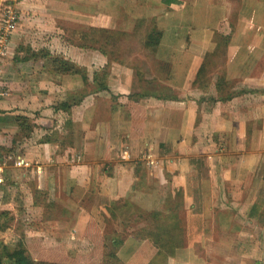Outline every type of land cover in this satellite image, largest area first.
<instances>
[{"label":"crops","instance_id":"obj_1","mask_svg":"<svg viewBox=\"0 0 264 264\" xmlns=\"http://www.w3.org/2000/svg\"><path fill=\"white\" fill-rule=\"evenodd\" d=\"M4 3L0 151L31 167L0 175V242L64 260L111 223L126 264H264V0Z\"/></svg>","mask_w":264,"mask_h":264},{"label":"trees","instance_id":"obj_2","mask_svg":"<svg viewBox=\"0 0 264 264\" xmlns=\"http://www.w3.org/2000/svg\"><path fill=\"white\" fill-rule=\"evenodd\" d=\"M151 39V36L148 37ZM45 58L47 59L50 70L58 74H78L82 72V69L76 66L72 61L63 58L60 55L45 53ZM70 101H63L59 104L64 110H68L72 103ZM16 123L21 126V129H24V126H27V117L23 115H16L14 117ZM121 238L111 239L105 238L104 244L102 246L100 264H126L121 260L117 253L116 249L120 245ZM160 246L164 248L167 247V244L160 243ZM3 259L6 261L4 262ZM0 264H67L64 262H53L47 260H39L32 258L26 248L23 245H17L14 248H9L3 246L0 250Z\"/></svg>","mask_w":264,"mask_h":264},{"label":"rangeland","instance_id":"obj_3","mask_svg":"<svg viewBox=\"0 0 264 264\" xmlns=\"http://www.w3.org/2000/svg\"><path fill=\"white\" fill-rule=\"evenodd\" d=\"M109 49H111V48H109V47L106 48V50H109ZM26 216L27 215L24 214V215H22V217L20 219H22ZM25 221H27V220H25ZM18 224L22 225V221L20 220V222H18ZM25 229L22 228V226H18L17 231L21 232L20 234L23 235V231H25ZM27 229H29V228H27ZM105 230L107 231V235H108L107 237L109 238V240L119 239L123 235L121 232L122 230L120 228H117L118 232L113 234L112 231H114L115 229L113 227V224H111V223L109 224L108 227H106ZM19 238L20 239L22 238V241L24 240L23 236H18V235H17V237L15 236V239H19ZM31 241H34V242L23 245L26 248L28 254L31 257L32 256L35 257L37 255L42 256V254H41L42 253V244L36 243L35 242L36 240H34V238ZM24 242H26V241L24 240ZM103 244L98 245L97 248H94L93 245L65 243L64 245H62V247L65 248V250L67 251V252H65V255H66L65 257H68V258H66L64 260L56 259L53 262H64L67 264H100V257H101V251H102ZM4 245L9 247V248H14L15 246H17V245L12 246V245L4 244L3 242H0V250ZM52 246H56V245H52ZM53 250H54V252H52V255L57 254V253H59L58 255H61L60 252L58 250H56L55 248ZM49 258H54V257H49ZM37 259H39V258H37ZM39 260H41V259H39ZM3 261L5 262L6 260L3 259Z\"/></svg>","mask_w":264,"mask_h":264},{"label":"built area","instance_id":"obj_4","mask_svg":"<svg viewBox=\"0 0 264 264\" xmlns=\"http://www.w3.org/2000/svg\"><path fill=\"white\" fill-rule=\"evenodd\" d=\"M17 20L18 13L12 3H4L0 5V56H5L8 52L10 35L16 29ZM10 161L15 167L23 169L31 167V163L24 160L20 156L0 151V175L3 173L4 168ZM152 163L153 162L150 161V164ZM35 171L39 173L41 171L40 167H35Z\"/></svg>","mask_w":264,"mask_h":264}]
</instances>
